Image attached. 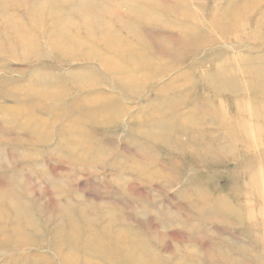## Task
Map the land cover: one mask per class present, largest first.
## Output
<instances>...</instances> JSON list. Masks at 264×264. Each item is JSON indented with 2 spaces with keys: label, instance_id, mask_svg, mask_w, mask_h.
I'll return each instance as SVG.
<instances>
[{
  "label": "rangeland",
  "instance_id": "1",
  "mask_svg": "<svg viewBox=\"0 0 264 264\" xmlns=\"http://www.w3.org/2000/svg\"><path fill=\"white\" fill-rule=\"evenodd\" d=\"M81 1L0 0V107L19 105L23 109L19 113L0 112V180L4 179L7 191L15 194L13 200L19 205L26 206H24L25 211L29 217L33 218L36 225L42 226L41 224L45 223L47 229L61 224L67 225L70 216H62L64 211L61 207L68 205L73 216L78 214V222L89 223L94 229L98 230L101 224L104 226L106 222L114 221L111 225L115 228L110 227L111 232H114L111 239L118 240L119 235L115 234L121 229L130 232L132 239L139 235L143 237L148 235L149 237L146 238H149L152 249L163 261L174 259V263H179V258L190 254L196 264H208L211 259L207 256V247L209 243L217 247L216 242L219 241L225 245L224 251H229L231 257L235 258L237 254L234 250L238 244L241 247L248 244L247 242L249 244L252 242L246 239L239 240L241 245L238 242V238H241L238 235L244 231H249L254 236L250 226L243 224L242 221L237 223L236 219L220 216L214 218L208 209L199 221L196 213L209 202L219 201L221 204V201H226L227 205L230 204L236 209L235 213L242 217L246 215L243 211L249 209L251 212L248 213L246 220L254 225L264 222V218H259L260 214H258L259 211L264 213V205L255 203L257 198L250 190H237L235 193L227 191L228 188H234L240 178L245 179L244 174L235 166V163L239 162L238 156L235 154L231 158L222 159L216 155L218 153L216 152L215 160L209 161L207 158H202L203 155L208 154L206 152L195 159L186 151H179L184 144H182L183 138L178 137L176 132L173 135L169 133L170 141L165 143L159 141L160 138L157 137L162 132L155 127L143 128L139 123L143 121L150 123L154 120L152 116H156L145 110L146 105L159 95L154 88L160 87L181 72L186 70L194 72V65L197 62H202L201 67L196 68L197 72L210 70L215 63V60H208L211 55L218 57L219 61L224 56L238 59L253 51H264V35L261 39H254L250 35V39L239 45H235L234 39V44L227 42L230 38L221 39L218 43L214 41L215 44L206 41L201 54L196 55L190 50L193 55L191 59L184 60L190 56L184 57L179 65L171 70L169 77L150 80L132 96L118 92L121 86L107 83V81L118 80L117 76L113 79L96 61L86 59L89 56L87 46L80 45L71 51L61 52L59 50L61 45H54L55 22L49 16V11L60 12L63 6L71 9ZM100 1L95 0V4L97 5ZM191 1L194 3V10L198 11L199 7L196 6L219 0ZM222 2L227 4L228 1ZM34 8H39L43 12V23L38 29L28 24V14ZM106 14L104 16H109L110 13ZM113 14L115 16L110 14L112 20L114 17H119L126 23L130 22L129 15L123 11ZM248 15L256 17L255 14ZM100 16H103L101 12L94 11L93 17ZM163 16L166 17L167 13ZM169 17L168 20L174 23L170 26L164 22L159 26H151L145 22L142 26L176 34L178 31L175 25H179L182 17L174 15ZM205 18L204 9L202 20L204 21ZM15 25L22 28L24 26L28 32L15 35L13 31H9ZM113 31L123 37H131L130 30L114 29ZM80 32L82 31L71 30L68 34L76 36ZM248 32L249 30H246L245 34ZM242 33L234 31V33H228L226 37L240 36ZM101 34L106 32L101 31ZM210 34L211 39H216L215 30H212ZM15 36L18 38L31 36L35 39L41 45V57L34 58L25 54L19 47L9 52L10 46L18 44L15 42ZM99 47L102 48L100 43L94 44L95 49ZM206 56L208 57L203 60ZM39 68L46 81L58 77L65 86L72 82L85 83L82 74L75 77L74 71L94 72L99 75L103 83L94 86L93 90L102 92L100 96L106 98V102L94 107L95 111H98L101 106L117 102L124 109H121L122 112L101 118V121L87 124L81 121V118L85 119L84 114L74 111L67 105L56 108L55 102H43L39 108H35L40 104L35 97L26 99L24 97L26 94L21 95L18 91L20 96L15 97L14 100L4 96L12 89L24 88L28 84L27 79L34 76ZM195 87L198 85L196 84ZM92 93L91 91L88 95ZM70 94L68 98L71 101L80 93L71 92ZM21 96L25 100H20ZM206 96L211 98L213 94L208 92ZM243 96L253 97L249 93ZM217 99L218 110L226 116L231 114L236 98L222 94L220 97L217 96ZM251 116L256 118L259 114L253 111ZM212 119L213 117L209 116L205 121V128L214 131V134L208 137L219 138L222 132L210 124ZM75 120H78L79 125H76ZM257 130L263 131L264 135L263 126L258 125ZM258 143L264 148V136L258 140ZM225 145L227 144L220 143V146ZM207 149L218 150L217 146L207 147ZM217 194L221 196L218 197ZM3 200L7 202L11 199ZM5 205L4 203V210ZM191 206L195 207L193 214H189L192 222L185 224L187 221L182 223L180 218L177 222L175 221L177 218L174 221L171 220L175 215L181 216L185 209H192ZM228 208H224L227 210L224 212L223 206L219 205L220 214L232 215ZM255 208L257 209L253 210ZM7 214L11 216L9 211ZM161 217L169 218V220L161 221ZM42 220L44 223L41 222ZM197 229L200 236L195 231ZM48 232L45 231L46 234ZM31 233L29 227L26 234L31 235ZM48 238L46 244L49 243L51 248L55 247L54 236L49 235ZM102 238L106 242V238L101 236ZM39 244L40 249L35 245L21 249L18 247L0 249V264H14V259L28 257L36 254L37 251L47 253L49 249L47 245ZM118 244L124 246L123 243ZM210 253L212 255V252ZM238 253L241 254L237 255L238 257L256 256L255 253ZM48 256L50 261L55 258L52 255ZM55 260L56 264H59L58 259L55 258ZM63 262L66 261L63 260ZM262 262H264L263 259Z\"/></svg>",
  "mask_w": 264,
  "mask_h": 264
},
{
  "label": "bare ground",
  "instance_id": "2",
  "mask_svg": "<svg viewBox=\"0 0 264 264\" xmlns=\"http://www.w3.org/2000/svg\"><path fill=\"white\" fill-rule=\"evenodd\" d=\"M90 1L92 2L90 3ZM222 1H215L211 4L204 3V5H200L201 7L198 5L196 7L199 9L195 11L194 3L191 0H101L97 5L95 0H82L71 9L63 6L60 12L52 9L53 11H49L48 14L55 22L53 30L55 41L53 43L57 46L61 45V49H59L61 52L71 51L80 45L87 46L89 48L87 55L89 56L86 59L96 61L113 79L117 76L118 80L107 81V83L121 86L118 88V92L133 96L136 90H140L150 80L169 77L171 70L177 67L184 57L190 56L188 59L184 58L189 61L193 56L190 50L196 55L201 54L206 41L218 43L221 39L230 38L227 42L234 44V39L235 45H239L250 39V35L254 39L263 37L264 0H239L237 2L227 0V4ZM204 9L206 18L203 21ZM94 11L101 12L103 16L93 17ZM119 11L129 15V23L119 17L111 19L110 14L115 16L113 13ZM106 13H110L109 16H104L107 15ZM165 13H167L166 17L163 16ZM248 14H255L256 17H251ZM170 15L182 17L179 25H175L178 31L176 34L142 26L145 22L151 26H159L163 22L170 26L174 24L168 20ZM28 16V24L32 28L38 29L43 23V12L39 8L31 10ZM209 27L212 29L210 30ZM10 29L9 31H13L15 35L28 32L24 26L22 28L15 25ZM114 29L130 30L131 37H123L115 33ZM71 30L82 32L72 36L68 34ZM212 30L217 33L216 39H211ZM246 30H249V35L245 34ZM101 31L106 34H101ZM234 31L244 33L240 36L226 37L228 33H234ZM14 39L18 44L10 46L9 52L19 47L24 50L25 54L34 58L41 57V45L31 36L23 38L15 36ZM95 43H100L102 48L95 49ZM248 55L245 54L244 57L238 59L224 56L219 61L218 57L211 55L208 60H215V63L210 70L197 72L196 70L201 67L202 63L197 62L194 65V72L186 70L175 78L169 79L160 87L154 88V91L159 95L146 105L145 110L156 116H152V120H154L150 123L143 121L139 124L143 128L148 126L147 128L158 129L162 133L157 137L160 138L159 141L165 143L170 141L169 133L173 135L176 132L178 137L183 138L182 144L185 145L179 151H186L190 157L195 159H198L201 153L206 152L208 154L203 155L202 158H207L209 161L214 159L216 152H218L216 155L222 159L231 158L236 154L239 162H236L235 166L239 172L244 174L245 179L240 178L238 184L234 188H228L227 191L235 193L237 190H250L257 198L255 203L264 205V148L258 143V140L264 135L263 131L257 130L258 125L263 126L264 129V51H253ZM40 70L41 68L37 69L34 76L27 79L28 84L24 88L12 89L4 96L14 100L15 97L20 96L18 92H21V95L26 94L24 95L26 99L35 97L40 102L35 108H39L43 102H55L57 103L56 108H63V105H67L74 111L84 114L85 119L81 118V121L87 124L101 121V118L122 112L121 109H124L117 102L101 106L102 110L95 111L94 107L104 103L106 98L100 96L102 92L93 90L94 86L103 83L99 75L94 72L74 71L75 77L82 74L85 83L72 82L65 86L58 77L46 81ZM196 84L198 87H195ZM67 89L69 92L66 91ZM91 91L93 93L88 95ZM71 92L80 94L70 101L68 97ZM208 92H212L213 97L208 98L206 96ZM247 93L253 97L245 98L243 95ZM222 94L236 98L234 106H232L234 107L233 111L228 116L218 110L217 96L220 97ZM20 100L25 99L21 96ZM90 109L93 111H89ZM3 111L19 113L23 109L19 105L0 107V112ZM253 111L257 112L259 116L253 118L251 116ZM73 113L75 114V112ZM209 116L213 117L210 124L222 132L219 138L208 137V135L214 134V131L205 128V121ZM75 122L76 125H79L78 120ZM220 143L227 145L220 146ZM211 146H217L218 150H208L207 147ZM197 154L199 155L197 156ZM0 182V188H5V190L0 189V249L6 248L7 250L14 247L21 249L32 245L40 249L39 243L46 244L49 235L54 236L53 241L54 244L56 243L53 248L49 247V243L46 244L49 248L47 253L37 251L36 254L28 257H18L14 259V264H56L55 258L58 259L59 264H196L190 254L179 258V263H174V259L172 261L161 260L152 249L146 234H143L146 237L139 235L132 239L130 232L121 229L117 230L115 234L119 235L118 240L111 239L114 232H111L110 227L115 228L111 225L114 221L106 222L104 226L101 224V228L98 230L94 229L89 223L78 222V214L73 216L68 205L61 207V210L64 211L62 216H70L67 225L61 224L47 229L43 220L41 221L44 223L41 224L42 226L36 225L33 218L29 217L25 211L26 206L19 205L13 200L15 194L12 191H7L5 180H0ZM201 191L203 190L201 189ZM217 196L220 197L221 194H217ZM4 198L11 200L6 202L3 200ZM205 202L207 204L206 200ZM4 203L6 204L5 210ZM218 204L219 201H213L205 205L201 211L196 213L198 220L200 221V217L208 209L214 218L220 216L226 219H236L237 223L242 221L243 224L250 226L254 236L249 231L239 234L238 236L241 238L236 236L238 242L241 239L252 240V242L251 244L247 242L248 244L241 247L238 244L234 251L238 256L241 255L238 252L255 253L256 256L249 258L247 255L246 257L235 255V258H232L229 251H224L225 245L219 241L216 242L217 247H214L215 245L212 243H209L207 247V256L211 259L208 264H264L262 262V259L264 260V222L256 224L257 227H255L254 223L246 220L248 213L251 212L249 209L243 211L246 215L242 217L237 215L236 209L230 204L227 205L226 201H221L219 205H222L223 209L229 207L232 215L224 213L223 216L220 214ZM6 210L11 213V216L7 214ZM193 210L195 207L185 209L181 216L175 215L171 220L174 221L177 218L175 220L177 222L181 219L182 223L187 221L185 224L192 222L189 214ZM224 212L227 210L224 209ZM258 214H260L259 218H264V213L259 211ZM160 220L165 221L169 218L161 217ZM81 221L85 220L81 219ZM29 227L31 235L26 234ZM45 231L49 232L46 234ZM195 231L200 236L199 230ZM101 236L106 238V242L103 238L101 239ZM118 243H123L124 246ZM239 243L241 245V242ZM230 251L232 252V250ZM48 255L55 258L50 261ZM63 260L66 262L64 263Z\"/></svg>",
  "mask_w": 264,
  "mask_h": 264
}]
</instances>
